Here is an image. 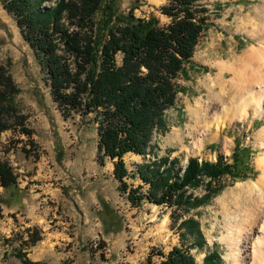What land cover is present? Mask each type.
Masks as SVG:
<instances>
[{"label": "rangeland", "instance_id": "374dc122", "mask_svg": "<svg viewBox=\"0 0 264 264\" xmlns=\"http://www.w3.org/2000/svg\"><path fill=\"white\" fill-rule=\"evenodd\" d=\"M55 2L45 0L43 7H53ZM168 2L122 0V8L129 11L136 3L138 17L153 13L165 24L170 18L161 10ZM200 3L209 10L211 25L196 47L195 65H186L187 76L179 78L176 106L167 110L169 129L153 139L155 155H125L131 175L128 182L142 185L147 192L149 185L141 179L137 167L160 158L176 160V171L184 170L190 158L216 162L223 156L232 163L237 143L251 148L253 171L247 178L226 175L220 189L207 201L184 209L148 199L132 206L127 194L119 189L114 161L106 158L103 164L99 162L98 124L93 116L64 117L36 52L22 35L15 16L0 1V62L20 90L14 102L32 130L30 137L14 128L0 136V158L18 178L17 189L0 185V264H24L25 259L38 264H159L161 253H169L174 246H192L190 235H181V223L188 218L199 222L206 239L204 246L191 250L198 263L205 264L207 255L218 253L219 264H234L228 255L229 235L235 220L245 218L247 193L242 189L254 184L261 173L258 163L264 160V113L250 107L247 116L236 115L250 96L254 97L257 85L251 94L242 96L236 86H230L231 73H227L226 87L220 88L216 81L221 79L223 65L240 58L257 42L252 32H260L258 20L253 18L251 23L248 17L253 16L261 0ZM258 68L252 63L246 69L250 75ZM198 103L202 105L200 115L193 116L191 112ZM212 132H217L215 138ZM208 180L205 178L195 189L188 188L187 194L203 197ZM101 198L117 217L113 213L102 216L109 227L120 225L119 230L106 232L100 215ZM228 225L234 228L229 230ZM34 237H38L36 242H32ZM244 255L239 256V264Z\"/></svg>", "mask_w": 264, "mask_h": 264}, {"label": "trees", "instance_id": "16d2710c", "mask_svg": "<svg viewBox=\"0 0 264 264\" xmlns=\"http://www.w3.org/2000/svg\"><path fill=\"white\" fill-rule=\"evenodd\" d=\"M0 1L15 16L22 35L36 52L64 117L93 116L98 124L99 162L103 164L106 158L114 161L119 189L132 206L148 199L184 209L196 207L220 189L226 175L247 178L253 171L251 148L237 143L232 163L223 156L216 162L190 158L184 170L176 171V160L160 158L137 167L149 185L147 192L142 185L128 182L131 175L125 155H155L153 139L169 129L167 110L176 106L179 78L187 76L186 65H195L196 47L211 25L209 10L201 0H169L161 10L170 18L165 24L153 13L138 17L136 3L129 11L123 10L122 0H56L53 7H43L45 0ZM19 91L0 62V136L10 128L32 135L26 116L14 102ZM205 178L209 180L203 197L187 194L188 188L199 187ZM0 185L18 188L16 173L1 158ZM1 202L0 197V215ZM101 202L106 232L119 230L120 225L116 229L108 226L102 215L112 214V208L103 198ZM181 226V235H190L192 246H174L169 253H161L159 264H199L191 253L193 247L206 244L199 222L188 218ZM37 240L34 237L32 242ZM217 257L218 253L209 254L204 263L219 264ZM24 264L38 263L25 259Z\"/></svg>", "mask_w": 264, "mask_h": 264}, {"label": "bare ground", "instance_id": "6f19581e", "mask_svg": "<svg viewBox=\"0 0 264 264\" xmlns=\"http://www.w3.org/2000/svg\"><path fill=\"white\" fill-rule=\"evenodd\" d=\"M253 12V16H249L248 18L251 23H254L251 21L253 18L258 20L257 25L260 32L256 29L252 32L255 33L253 35L257 42L240 58L227 66L223 65L221 79L216 81L220 88L226 87L227 84L225 79L227 73H231L230 86H236L235 88L240 90V95L242 96L244 94H251L253 92V86L257 85L254 97L250 96L249 102L246 103L245 106L242 105V108L236 114L240 117L247 116L250 107H256L261 113H264V0H261V3L258 4V7ZM252 33L250 35H252ZM252 63L259 65V68L256 72L249 75L246 68ZM201 106L202 105L198 103L193 108L191 112L193 116L196 114L198 116L200 115ZM216 128L218 129L219 126ZM206 131L209 132L210 128H207ZM207 132L205 135H208ZM211 136L215 138L217 132H212ZM262 141L264 145V136ZM258 167L261 173L255 183L253 182L254 184L248 187L246 185V187L242 189L244 194L245 192L247 193L245 198L247 203L245 218L240 217L235 220V224H233L235 228L228 225L229 230L232 229V227L234 228V231H229L231 244L229 245L230 252L228 254L234 264H239V256L241 257L243 254H245L242 257L244 260L240 264H247V259H249V261L251 260L250 264H264V160L258 163ZM242 243H244V246ZM243 247H245L244 252L242 251Z\"/></svg>", "mask_w": 264, "mask_h": 264}]
</instances>
